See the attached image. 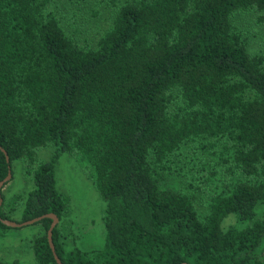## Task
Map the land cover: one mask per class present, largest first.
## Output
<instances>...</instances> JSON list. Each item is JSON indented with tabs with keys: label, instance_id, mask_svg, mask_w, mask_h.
<instances>
[{
	"label": "trees",
	"instance_id": "obj_1",
	"mask_svg": "<svg viewBox=\"0 0 264 264\" xmlns=\"http://www.w3.org/2000/svg\"><path fill=\"white\" fill-rule=\"evenodd\" d=\"M101 1L111 24L84 46L46 0H0V180L18 160L31 182L21 199L0 191V218L16 199L20 221L55 214L62 264H264V52H248L234 22H264V0ZM182 145L197 165L186 180ZM62 153L104 201L98 248L66 246ZM34 223L35 263L56 264L50 218Z\"/></svg>",
	"mask_w": 264,
	"mask_h": 264
},
{
	"label": "rangeland",
	"instance_id": "obj_2",
	"mask_svg": "<svg viewBox=\"0 0 264 264\" xmlns=\"http://www.w3.org/2000/svg\"><path fill=\"white\" fill-rule=\"evenodd\" d=\"M64 30L79 45H92L101 33L111 24L114 12L101 0H46ZM255 11L240 12L235 15L234 22L245 37L246 47L250 53L264 52V22L258 20ZM261 20V19H260ZM53 151V146L46 145L36 151L38 161L46 160ZM190 159L188 146L182 145L173 156V163L180 169L184 179L188 174L197 172V165ZM21 163H11V172L0 191L4 201L11 197L23 198L31 188L30 180L22 175ZM55 185L66 200L68 232L65 243L68 248L91 250L101 246L103 242L102 210L104 201L95 189L91 179L81 162L72 155L62 153L55 167ZM199 205V202H197ZM21 200L12 201L13 210L9 213L11 220L20 222L19 211ZM227 216L222 226L231 223ZM58 223V221H57ZM41 231L38 223L0 229V261L13 264H36L29 246V240Z\"/></svg>",
	"mask_w": 264,
	"mask_h": 264
},
{
	"label": "water",
	"instance_id": "obj_3",
	"mask_svg": "<svg viewBox=\"0 0 264 264\" xmlns=\"http://www.w3.org/2000/svg\"><path fill=\"white\" fill-rule=\"evenodd\" d=\"M0 151L4 155L5 161L8 162V157H7L6 152L1 147H0ZM9 176H10V170H9V166H7L6 175L0 180V187H1V185L4 182H6L8 180ZM1 201H2V198L0 196V204H1ZM44 217L50 218V223H49V225H48V227L46 229V232H45V236H46V241H47L48 247H49V249L51 251V254H52V257H53L55 263L56 264H62V262L59 260V258L57 257V255H56V253L54 251V246H53V242H52V238H51L52 228L55 226V224L58 221V218L56 217L55 214H53V213H45V214L30 218V219H27V220H24V221H20V222H16V221H13V220H10V219L0 218V222L2 224H4L5 226H8V227H20V226H23V225H29V224H32L34 222H38L40 219H42ZM179 264H188V263L181 262Z\"/></svg>",
	"mask_w": 264,
	"mask_h": 264
}]
</instances>
